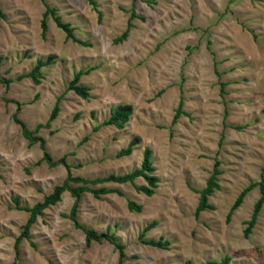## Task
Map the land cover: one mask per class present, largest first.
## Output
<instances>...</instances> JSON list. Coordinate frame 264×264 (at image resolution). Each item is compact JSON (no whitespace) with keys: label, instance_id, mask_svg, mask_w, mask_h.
I'll use <instances>...</instances> for the list:
<instances>
[{"label":"rangeland","instance_id":"1","mask_svg":"<svg viewBox=\"0 0 264 264\" xmlns=\"http://www.w3.org/2000/svg\"><path fill=\"white\" fill-rule=\"evenodd\" d=\"M93 1L0 0V264H264V206L245 235L264 185V0ZM46 6L79 42L52 15L43 31ZM76 74L85 99L70 89ZM123 106L128 121L107 124ZM146 148L152 196L137 191L142 178L89 184L111 192L82 193L75 224L66 191L21 238L29 210L68 176L130 174ZM215 163L218 188L197 213Z\"/></svg>","mask_w":264,"mask_h":264},{"label":"trees","instance_id":"2","mask_svg":"<svg viewBox=\"0 0 264 264\" xmlns=\"http://www.w3.org/2000/svg\"><path fill=\"white\" fill-rule=\"evenodd\" d=\"M93 7H95L94 1L93 0H87ZM53 10L50 9L48 6L45 7V12H44V16L42 19V29L43 31H45L46 29V18L48 15H52L54 22L56 24V26L61 29L67 38L71 39L73 42H79L77 41V39L74 37L73 35V30L70 28V26L68 24H63L59 21V19L55 16H53ZM128 34V29L122 34V36L117 40V41H122L123 39L126 38ZM38 66L35 68L34 73L38 70ZM33 73V74H34ZM80 80V74H76L74 76V79L72 81V83L70 84V89L74 91V93L85 99L88 96V90L85 87H82L80 85H78V82ZM180 107L178 108L176 115H175V119L179 116L180 114ZM58 112V105H55V107L53 108L51 115H50V119L49 121H52ZM132 113V108L131 106H123V107H119L114 113L113 115L110 117V119L106 122L107 124H111V125H115L116 127L120 128L124 123H126L128 121L129 116ZM16 120V119H15ZM20 125H21V129H22V134L24 136V138L30 143V144H35V143H39V145L41 147H43L44 142L41 138L35 137L33 135V133L29 132L22 123H20L18 120H16ZM137 140H135L134 142H132L128 148H126L125 150H123L121 152V155H128L131 153L132 147L134 145V143ZM44 160L50 165L53 166L55 165L50 156L45 153L43 156ZM151 158V151L146 148L144 150V154H143V159H142V163H141V167L135 171H133L130 174L124 175V176H110L107 179L104 180H97L95 182H86L80 178H72L70 176H68L67 180L65 181L64 184H62L61 186H57L54 188L53 192L46 196L43 201L37 205H35L32 209L29 210V219L26 223V225L23 228V233L21 234V238H25L30 230V227L36 222L37 216H39L42 211H44L45 209H47L50 206H54L56 203H58L61 199V195L64 192H69L71 194V196L74 199V203H73V207L71 208V212H70V219L76 224V212H77V207H78V203L80 201L81 198V194L84 192H91V193H109L111 192V190L108 189H101L98 190L96 192V190H92L88 185L89 184H93V183H102V182H116L119 184H123V183H130V184H134V181L137 178H142L145 182V186H139L136 187L138 192H142L143 194H145L146 196H152L154 193V190L157 188V184H158V178L156 176L152 175V172L154 171V168L152 167V162L150 160ZM217 166L218 163H215L214 166V170L213 173L211 174V176L209 177L207 183H206V187L201 190L198 191L199 194V203H198V207H197V213L209 208L208 205V196L212 193V191L216 188H218V185L216 183L217 180V175L219 174L218 170H217ZM68 182H74L76 184H83L77 187L72 188L71 186H69ZM253 188V185L249 186L248 188H246L245 190H243L239 196L237 197V199L235 200L232 208H231V212L234 211L235 209H237L240 204L243 201L244 196L246 195V193ZM259 192H260V197L257 200V202L254 205L253 208V213L251 215V218L249 220V222L247 223V228L245 230V235H249L252 228L254 227L255 223H256V219L257 216L261 210V208L264 206V185L263 183H259ZM128 209L130 211H139L140 210V206L136 205L133 202H128ZM152 228L151 226H148L147 228L144 229L143 231V235L146 231L150 230ZM83 230V232L86 235V239L87 241H92V240H98L101 239L102 237H107L105 235L103 236H98L95 231L90 230V229H86V228H81ZM150 245L153 246H157V247H163L165 244H162L161 242H154V241H150L149 242ZM230 259L228 257H225L224 259H222L221 261H210L208 262V264H229Z\"/></svg>","mask_w":264,"mask_h":264}]
</instances>
